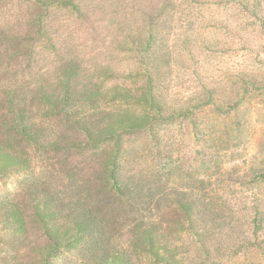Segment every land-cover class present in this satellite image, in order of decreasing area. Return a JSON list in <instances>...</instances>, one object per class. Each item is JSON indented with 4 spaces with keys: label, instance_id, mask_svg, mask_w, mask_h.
Here are the masks:
<instances>
[{
    "label": "trees",
    "instance_id": "1",
    "mask_svg": "<svg viewBox=\"0 0 264 264\" xmlns=\"http://www.w3.org/2000/svg\"><path fill=\"white\" fill-rule=\"evenodd\" d=\"M88 1L0 0V181L17 179L0 194V264H206L264 247V196L231 208L219 192L234 178L199 115L239 100L217 102L218 83L195 69L193 94H175L174 70L203 67L196 52L211 50L200 44L207 20L183 7L202 1ZM221 4L264 17V0ZM62 11L98 34L96 22L113 27L118 64L136 68L91 67L66 49ZM185 122L198 142L196 172L167 134ZM184 234L197 258L180 253Z\"/></svg>",
    "mask_w": 264,
    "mask_h": 264
},
{
    "label": "rangeland",
    "instance_id": "2",
    "mask_svg": "<svg viewBox=\"0 0 264 264\" xmlns=\"http://www.w3.org/2000/svg\"><path fill=\"white\" fill-rule=\"evenodd\" d=\"M200 1L202 4L194 7L188 3L183 7L191 9L193 14H196L195 17L199 15L207 20L200 30L205 42L200 44L211 46V50L199 49L196 52L201 58L203 67L197 69L193 66L189 68L190 70L185 68L174 70L175 94L178 98L193 94L200 81L194 80L193 69H195L211 85L212 78L218 83L217 102L234 104L239 100V104L229 111L221 113L213 111L212 107L205 109L199 115L203 131L214 143L213 151L220 152L219 160L223 168L229 172L228 178H234L233 181L226 183L219 193H224L230 199L228 201L231 208L234 206L236 210H240L244 208V204L237 198L257 192L264 196V180L256 179L260 169H264V17L259 19L252 15H244L239 7L221 4L224 0ZM92 3L94 2L89 0L87 6H92ZM114 8L118 9V7ZM56 17L57 24L63 26V42H66V49L77 51L88 60L89 66L98 67L102 62H112L114 68L123 74L136 68L134 64H126L125 61L118 64L111 44L115 32L113 27L96 22L97 26L109 32V34L105 32L98 34L91 29V26L79 23L64 11L58 12ZM86 26L89 29H86ZM43 56L48 57L44 62L50 64L53 61V58L45 53ZM190 64L191 62L187 63ZM253 81L259 84L257 89H252ZM167 134L177 139V153L183 156L188 170L196 172L197 162L194 158L198 156L196 151L198 142L192 135L190 122L178 123ZM73 135L79 139L83 138L79 133ZM84 165L87 166L86 172H91L89 163L86 162ZM16 182V177L8 178L6 182L0 181V194L6 188L15 186ZM177 182L181 181L172 178L171 184ZM234 197L236 201L232 203ZM242 214L236 215L243 218ZM175 217L176 215H171L172 220L178 219ZM176 243L179 244L180 253L187 256V259L197 258L199 253L192 236L184 234L181 239L176 240ZM142 261L141 264H152L148 258H143ZM206 264H264V247L237 255L230 253L223 259H216Z\"/></svg>",
    "mask_w": 264,
    "mask_h": 264
}]
</instances>
